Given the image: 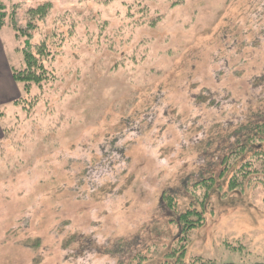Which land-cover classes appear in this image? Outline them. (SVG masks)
<instances>
[{
	"label": "rangeland",
	"instance_id": "374dc122",
	"mask_svg": "<svg viewBox=\"0 0 264 264\" xmlns=\"http://www.w3.org/2000/svg\"><path fill=\"white\" fill-rule=\"evenodd\" d=\"M46 3L50 15L27 30L28 11ZM146 3L151 18L163 17L155 27L131 17ZM2 15L0 61L5 53L10 77H0V264H116V249L127 263L126 246L110 248L107 237L169 243L177 231L162 193L180 188L197 156V148L170 153L182 133L174 125H187L188 87L198 93L207 73L221 69L213 90L233 110L223 91L233 88V68L264 71V0H0ZM27 41L28 51L41 44L52 52L44 64L53 81L43 90L26 92L13 75L25 68ZM233 93L241 106L264 86L241 83ZM176 108L181 122L169 112ZM168 131L171 147L162 138ZM115 157L130 169L103 187L113 176L91 164ZM255 183L215 199L208 218L215 216L187 236V258L264 263V185ZM233 239L246 257L228 247Z\"/></svg>",
	"mask_w": 264,
	"mask_h": 264
},
{
	"label": "trees",
	"instance_id": "16d2710c",
	"mask_svg": "<svg viewBox=\"0 0 264 264\" xmlns=\"http://www.w3.org/2000/svg\"><path fill=\"white\" fill-rule=\"evenodd\" d=\"M94 1L98 3L102 1L108 4L110 0ZM143 6L144 8L137 10L134 14H132L134 10L132 7L131 17L138 15V24L141 23L142 25L155 27L163 20L161 16L151 18L147 3ZM52 7L51 3H46L40 5L38 8L30 9L28 11L30 23L27 30L34 29L37 21H44L50 15ZM5 17V15L0 16V27L5 26ZM29 42H26L27 45L23 51L25 68L13 71L15 80L24 84L26 92H29L33 85H39L40 89L43 90V86L40 84L50 79L52 80V72L44 64L45 61L48 62L50 60L52 52L47 48V45H42L40 49L41 44H39L40 46L36 48L35 52L28 51L30 47ZM234 47L235 43L233 41ZM221 72V69L218 68H215L213 75L212 72H208L207 76L203 79L205 82L200 84L201 89L198 93L192 91L194 89H192V85L188 87L190 88L188 91L189 99L187 98L186 100L192 106L186 117L187 125H183V123L174 125L175 129L182 132L181 136L177 138L179 144L171 147V144L174 142L171 143L169 131L162 137L163 141L169 143L167 145L171 147L172 152L170 153L172 155H175V152L178 151L197 148V156H194L191 160L188 159V163L185 164L186 170L184 173L186 174L180 182V188L165 189L162 193L165 203L162 212H165L166 218L171 219L169 222L176 229L177 234L169 243L154 239L149 235L147 237L144 236L140 242H138L140 237L135 240L131 238L125 241L127 235L118 237L117 241L112 237H107V246L111 245L110 248H115L124 245L131 255L126 263L117 254L125 255L127 252L122 253L119 249H116L115 255L111 251L113 260L115 261L116 259V264H222L212 260L203 259V261L202 257L187 258L188 245L186 244V240L189 233L203 227L206 220L215 216L212 213L211 217L208 218L210 214L208 211L211 210L212 212V205L216 198H225L229 194L243 192L255 182L258 186L264 185V95L259 94L254 96L252 94L240 106V101L233 93L237 84L241 83L250 88L257 85L264 86V71L247 74L245 68H233V88H229L227 85L221 86L225 92L224 97L233 96L232 111H228V107L220 103L222 98L219 97V92L213 90L212 80L221 81ZM198 86L199 84L196 85V87ZM181 103L183 102L179 101V104ZM147 108L145 110L146 113L142 112L140 114L141 119H146L148 115L147 111L152 109L149 106ZM177 110V108L174 110L170 109L169 112H171V116L175 120L174 122H181L182 120L177 117ZM169 112L167 110V116H170ZM232 115L233 119L230 117ZM142 122L143 125L146 124L144 120ZM163 128H166L163 124L159 128L154 127V129L159 130ZM208 128L210 129L209 132L207 131ZM193 130L196 133L188 138V133ZM121 160L122 158L118 157L101 160L100 162L97 159L96 161L93 160L91 166L100 165V168L108 170L111 176H113L111 179L103 177V182L100 183L103 187L115 186L126 178L125 176L124 178L120 176L119 169L123 170V173H126L130 167H119L118 163ZM87 171L89 170L86 169L83 173H88ZM79 179H81L79 181L81 185V181L85 179V176ZM226 185L228 189L225 191L224 187ZM87 237L90 239L91 236ZM233 240V245L229 244L230 246L228 245V247L233 252L238 253L239 256L246 257L244 255V245L238 239ZM91 243L93 245V241ZM89 260L91 264H98L95 258H89ZM253 264L264 263L256 262Z\"/></svg>",
	"mask_w": 264,
	"mask_h": 264
},
{
	"label": "crops",
	"instance_id": "0c3cea01",
	"mask_svg": "<svg viewBox=\"0 0 264 264\" xmlns=\"http://www.w3.org/2000/svg\"><path fill=\"white\" fill-rule=\"evenodd\" d=\"M5 54V53H4ZM4 54L1 52V61H0V77L5 76L8 78V75L10 77V70L8 68V60L4 56ZM4 79V78H2Z\"/></svg>",
	"mask_w": 264,
	"mask_h": 264
}]
</instances>
